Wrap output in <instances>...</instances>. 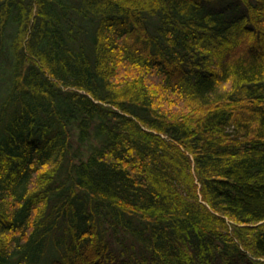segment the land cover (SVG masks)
Segmentation results:
<instances>
[{"label":"trees","instance_id":"1","mask_svg":"<svg viewBox=\"0 0 264 264\" xmlns=\"http://www.w3.org/2000/svg\"><path fill=\"white\" fill-rule=\"evenodd\" d=\"M0 264H264V0H0Z\"/></svg>","mask_w":264,"mask_h":264}]
</instances>
